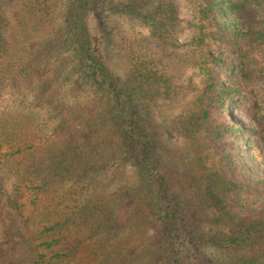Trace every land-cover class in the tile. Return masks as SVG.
Returning a JSON list of instances; mask_svg holds the SVG:
<instances>
[{"label":"trees","instance_id":"16d2710c","mask_svg":"<svg viewBox=\"0 0 264 264\" xmlns=\"http://www.w3.org/2000/svg\"><path fill=\"white\" fill-rule=\"evenodd\" d=\"M262 2L0 0V264H264V175L228 116L245 100L264 150V34L227 17ZM115 6L161 20L112 58Z\"/></svg>","mask_w":264,"mask_h":264},{"label":"rangeland","instance_id":"374dc122","mask_svg":"<svg viewBox=\"0 0 264 264\" xmlns=\"http://www.w3.org/2000/svg\"><path fill=\"white\" fill-rule=\"evenodd\" d=\"M250 6L254 8L253 17L250 19H242L238 17L237 12L232 10L227 13V17L232 20H237L241 22L242 28H252L253 30L264 34V2L261 4L251 3ZM111 7L109 10L110 18L108 20L106 38L103 36V40L106 44V53L111 55L112 58H116V52L120 48V36H118L117 31L120 27H124L133 32H146L155 22L161 20V17L153 16L152 9H145L143 12H132L126 9H121V7L115 6ZM92 15V14H91ZM93 16V15H92ZM90 17V29L91 33L95 36H101L102 31L97 27V23L94 17ZM88 20V21H89ZM245 100L242 98L233 99L232 102L228 103V116L234 122L241 126V131L238 132V140L242 144L243 152H245L244 158L247 162H244L245 170H253L259 174L264 175V156L263 148L261 145L255 143L247 134V130L252 128V123L244 116L238 112V106L244 105ZM5 103V102H4ZM256 112L262 117L264 122V101H259L256 105ZM4 109V108H1ZM152 110V115H154L158 121L166 120L173 109L169 110V100L166 98H160L150 105L149 110ZM19 202L22 204V210L24 214L38 213L40 210V200H33L32 190L22 187L19 189ZM40 215H36L35 218L38 220ZM206 258L211 260V263H215L219 253L207 250L205 254Z\"/></svg>","mask_w":264,"mask_h":264}]
</instances>
